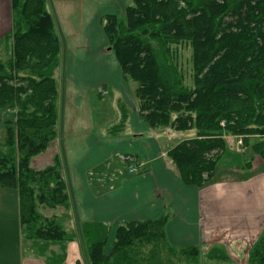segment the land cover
Masks as SVG:
<instances>
[{
  "label": "trees",
  "instance_id": "1",
  "mask_svg": "<svg viewBox=\"0 0 264 264\" xmlns=\"http://www.w3.org/2000/svg\"><path fill=\"white\" fill-rule=\"evenodd\" d=\"M8 1L10 30L0 38L2 122L0 186L16 189L23 250L44 264H63L75 231L67 228L70 194L59 153L37 169L31 161L56 138L60 38L47 0ZM122 15L106 14L103 30L140 119L152 130L184 133L167 152L180 180L197 188L212 178L226 136L241 137L264 159V0H126ZM189 49L183 68L181 49ZM108 136L121 135L130 111ZM223 122V125L221 123ZM167 215L112 225L80 222L90 264H200L196 245L176 247ZM56 248V249H53ZM228 260L221 248L205 255ZM264 264V230L248 254Z\"/></svg>",
  "mask_w": 264,
  "mask_h": 264
},
{
  "label": "crops",
  "instance_id": "2",
  "mask_svg": "<svg viewBox=\"0 0 264 264\" xmlns=\"http://www.w3.org/2000/svg\"><path fill=\"white\" fill-rule=\"evenodd\" d=\"M47 2L61 46L60 64L54 73L61 81L59 140L53 142L70 194L67 228L76 235L67 244L63 264H90L80 222L110 223L109 250L116 224L165 214L169 243L196 245L200 264H248L249 251L264 230V159L243 150L237 152L246 154L239 165L228 162L225 166L220 161L223 151L217 161L220 165L202 187L184 184L167 156L178 142L175 133L152 130L140 119L133 86L107 48L103 17L122 15L125 1L89 0L88 6L86 0ZM10 26V4L0 1V38ZM108 87L118 94L114 97L116 108L122 100L130 111L125 130L115 137L96 128L104 119L96 115L91 103L93 89L103 101ZM101 107L100 115L106 113L105 105ZM113 116L107 124L118 121L119 114ZM170 140L175 143L168 145ZM131 168L136 171L130 173ZM0 240V264H44L23 250L16 189L1 186ZM214 247L221 248L228 260L206 258Z\"/></svg>",
  "mask_w": 264,
  "mask_h": 264
},
{
  "label": "rangeland",
  "instance_id": "3",
  "mask_svg": "<svg viewBox=\"0 0 264 264\" xmlns=\"http://www.w3.org/2000/svg\"><path fill=\"white\" fill-rule=\"evenodd\" d=\"M88 1L89 0H86V2L84 4L85 6H88ZM90 1L92 2V0H90ZM124 1H125V6H126L128 3L126 2V0H124ZM189 54L190 53H189L188 48H185V49L182 48L181 49L179 57L181 58L183 68H186L187 66H189ZM57 82L60 86L61 85L60 78H57ZM117 95L118 94H117L115 89L108 87L107 94H105L103 96L104 100L100 101L98 99V94H97L96 90L95 89L92 90V93H91L92 108H93L94 112L96 113V115H98L101 118V120L104 119L101 122H99V124H96V128L100 129L101 134L106 133L107 128H109V126L113 125V124H107L108 121H111L113 119V117H114L113 115L116 114V116H117V114H119L118 108H116V101L114 100V97L115 96L117 97ZM121 102H122V100H121ZM122 103H124V102H122ZM103 105H105V107H106V113L100 115L102 113V107L101 106H103ZM126 107L129 110V107L127 105H126ZM13 115H14L13 111L0 109V139L3 138V136H4L3 135L4 130L2 127V122L6 119H8V120L12 119L13 120V118H14ZM96 119H98V118H96ZM189 134H190L189 132L175 133L173 135V138H175L177 141V140L182 139L183 137H188ZM58 140H59V137L57 134L54 142H56V144H57ZM160 140H163V139L161 138ZM225 140H226V146L224 148L225 153L221 156V160H220L222 162L224 161L223 165H225V166L228 165V162H232L233 165H239L240 161L243 159L242 157H244L243 155H246V154L244 153L242 155L241 153H237V152H242L243 150H244L243 152H245V150H246V153L248 155H251L250 154V152H251L250 148L245 147V149H244V147L241 144H238L239 142L241 143V137L229 135V136L225 137ZM54 142L43 153L37 155L36 157H34L32 159V161H31L32 167L40 169V168H43V167L51 164L52 156L55 153H57V150H58L57 146H55L56 144ZM168 143H167L168 145H170V144L173 145L175 143V140H174L173 144H172L171 140L168 141ZM236 146H238V148ZM236 148L238 149V151L236 150ZM74 152H75V150H74ZM219 165H220V163L218 162L216 165V168H218ZM236 168L238 170V166H236ZM232 176L234 177L235 173H233ZM91 186H90V188H91ZM91 190H93V188H91ZM71 194H72V191H71ZM0 247H3L1 240H0ZM53 249H56V248H53ZM200 256H201V254H200V249H199V257Z\"/></svg>",
  "mask_w": 264,
  "mask_h": 264
},
{
  "label": "built area",
  "instance_id": "4",
  "mask_svg": "<svg viewBox=\"0 0 264 264\" xmlns=\"http://www.w3.org/2000/svg\"><path fill=\"white\" fill-rule=\"evenodd\" d=\"M221 125H223V122L221 123ZM238 144H241V143L239 142ZM135 171H136L135 168H131V169H129V172H130V173H133V172H135Z\"/></svg>",
  "mask_w": 264,
  "mask_h": 264
}]
</instances>
